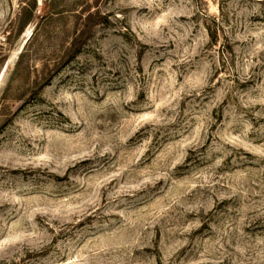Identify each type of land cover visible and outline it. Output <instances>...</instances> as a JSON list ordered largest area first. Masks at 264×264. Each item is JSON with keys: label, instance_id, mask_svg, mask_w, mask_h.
<instances>
[{"label": "rangeland", "instance_id": "374dc122", "mask_svg": "<svg viewBox=\"0 0 264 264\" xmlns=\"http://www.w3.org/2000/svg\"><path fill=\"white\" fill-rule=\"evenodd\" d=\"M0 264H264V0H0Z\"/></svg>", "mask_w": 264, "mask_h": 264}, {"label": "trees", "instance_id": "16d2710c", "mask_svg": "<svg viewBox=\"0 0 264 264\" xmlns=\"http://www.w3.org/2000/svg\"><path fill=\"white\" fill-rule=\"evenodd\" d=\"M30 10L29 11H31V17H30V19H32L33 18V12L34 11H36V9H37V7H36V3H35V5L34 6H32L31 8H29ZM23 11H24V13L27 11V9H23Z\"/></svg>", "mask_w": 264, "mask_h": 264}]
</instances>
